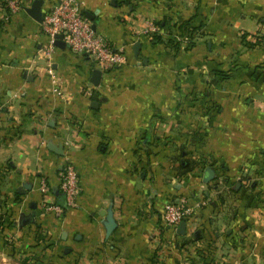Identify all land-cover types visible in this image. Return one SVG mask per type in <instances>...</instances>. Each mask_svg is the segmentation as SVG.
Instances as JSON below:
<instances>
[{
	"label": "crops",
	"instance_id": "0c3cea01",
	"mask_svg": "<svg viewBox=\"0 0 264 264\" xmlns=\"http://www.w3.org/2000/svg\"><path fill=\"white\" fill-rule=\"evenodd\" d=\"M42 1L43 12L52 0ZM79 1L126 56L99 85L90 58L49 47L26 10L0 22V257L264 264V37H253L264 34V0ZM149 19L161 34H144ZM186 21L190 46L175 40ZM66 158L79 176L76 205L44 212L42 178L65 206ZM181 198L193 206L185 234L163 223L164 206ZM108 208L116 227L106 236Z\"/></svg>",
	"mask_w": 264,
	"mask_h": 264
},
{
	"label": "built area",
	"instance_id": "2783aa9c",
	"mask_svg": "<svg viewBox=\"0 0 264 264\" xmlns=\"http://www.w3.org/2000/svg\"><path fill=\"white\" fill-rule=\"evenodd\" d=\"M33 0H0V22H8L11 15L18 11H25ZM42 29L49 39V47H53L56 35H61L67 47L75 53L86 55L102 72L126 61L122 49L115 50L108 39L97 33L86 17L83 3L79 0H52L42 12ZM181 31V32H180ZM177 31L175 40L184 46L190 42L194 32L191 28ZM145 35H159L161 25L149 19L146 21ZM256 39H262L264 34L255 33ZM50 76L52 91L61 92V81L53 74L51 65L47 68ZM59 189L63 195L65 206L54 203L48 198L47 183L42 178L39 184L41 204L44 212L60 215L65 207L76 205V198L80 193L79 176L77 169L68 158L60 169ZM205 202H200L203 204ZM193 211V206L181 198L167 203L163 210V223L166 226L177 228L182 220L187 221Z\"/></svg>",
	"mask_w": 264,
	"mask_h": 264
},
{
	"label": "water",
	"instance_id": "95a60500",
	"mask_svg": "<svg viewBox=\"0 0 264 264\" xmlns=\"http://www.w3.org/2000/svg\"><path fill=\"white\" fill-rule=\"evenodd\" d=\"M43 1L42 0H33L32 4L27 7L25 10L26 12L35 20L41 22L42 20V10H41V6H42ZM86 13V12H85ZM87 15V14H86ZM54 46L58 47V48H65L67 46V44L62 40L61 35H56L55 40L53 42ZM139 48H140V42H136L134 43L133 49L135 52V55L138 56V52H139ZM91 83H93L94 85H99L100 84V80L102 78V71L98 68H93L91 70ZM49 148H51L55 153H57L58 155H62L63 154V146L61 144H54V143H50L49 144ZM205 176H204V180L206 182L210 181L213 179L214 177V171L212 168L207 167L205 169ZM24 188H30L29 185L26 186L24 185ZM20 193H23L24 190H20ZM104 227L106 230V236H109L115 229L116 227V220L114 218L113 215V211L111 208H108L105 212H104ZM186 225L187 222L185 220H182V222L179 224L178 228H177V232L179 234H185L186 233Z\"/></svg>",
	"mask_w": 264,
	"mask_h": 264
},
{
	"label": "trees",
	"instance_id": "16d2710c",
	"mask_svg": "<svg viewBox=\"0 0 264 264\" xmlns=\"http://www.w3.org/2000/svg\"><path fill=\"white\" fill-rule=\"evenodd\" d=\"M189 28H191V31H193V27L190 26V24L188 23V21L183 22V23L177 25V30H178V32H179L180 30H183V29H188V30H189ZM180 32H181V31H180ZM191 38H192V37H191ZM177 43H179V42H177ZM191 44H192V39H191L190 42L187 44V46H190ZM175 45H178V44L175 43Z\"/></svg>",
	"mask_w": 264,
	"mask_h": 264
},
{
	"label": "rangeland",
	"instance_id": "374dc122",
	"mask_svg": "<svg viewBox=\"0 0 264 264\" xmlns=\"http://www.w3.org/2000/svg\"><path fill=\"white\" fill-rule=\"evenodd\" d=\"M0 264H15V257H0Z\"/></svg>",
	"mask_w": 264,
	"mask_h": 264
}]
</instances>
